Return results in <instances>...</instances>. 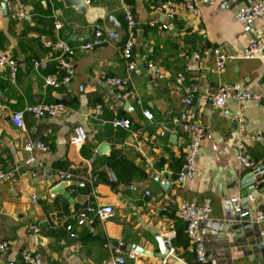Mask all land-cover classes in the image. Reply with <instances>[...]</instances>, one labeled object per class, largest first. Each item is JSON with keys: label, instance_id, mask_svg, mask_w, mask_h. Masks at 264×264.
Returning <instances> with one entry per match:
<instances>
[{"label": "crops", "instance_id": "crops-1", "mask_svg": "<svg viewBox=\"0 0 264 264\" xmlns=\"http://www.w3.org/2000/svg\"><path fill=\"white\" fill-rule=\"evenodd\" d=\"M6 1L0 0V50L11 55L19 68L12 84L6 69L0 68L4 95L0 98V165L15 174L13 182H0V241L9 243L0 264H20L23 250L37 252L43 264H103L130 251L136 257L124 264H191L194 256L175 210L180 202L193 199L210 202V215L199 224L209 260L264 264V234L255 220V209L264 210V177L248 199L242 187L248 170L237 160L232 139L234 117H242L245 150L264 163V144L249 139L250 134L264 131V103L229 99L224 110L204 98L224 83H240L253 93H264V56L234 57L218 71L212 52L220 46L237 53L264 33V15L256 19L251 32L235 18L238 9L256 0H227L223 8L218 6L221 0H190L198 16L185 9L181 0H172L177 13L170 21L157 10L165 0H129L136 20L133 57L139 72L121 89L103 80L105 75L125 74L121 49L128 29L118 0H85L115 16L125 33L118 36L112 28L116 36L111 41L78 52L70 80L58 87L44 84V78L56 77L57 70L54 52L44 48L40 39L55 37L53 24L59 20V35L80 45L92 35L86 15L62 0H19L26 15L13 20L10 14L17 5L4 8ZM162 23L168 27L162 28ZM96 24L110 28L101 19ZM34 61L40 65L36 67ZM178 76H183L182 84L176 82ZM187 84L195 86L191 118L205 125L206 132L194 177L179 183L176 177L188 136L178 118ZM127 90L132 92L128 98L118 96ZM42 101L63 103L68 113L40 118L25 113L24 130L11 123V111ZM121 117L130 120L128 128L113 125ZM77 125L86 132L79 147L70 143ZM27 136L44 140L48 149L26 151ZM101 143L108 146L105 152L97 151ZM29 157L33 161L26 164ZM108 170L115 174L112 182ZM59 171L72 173V179H58ZM61 182L71 201L52 192ZM89 202L111 205L113 213L93 216L80 227L76 214ZM238 208L249 213L241 216ZM31 224L39 227L38 233L28 229ZM67 225L72 226L73 236ZM161 240L167 247L165 258L159 257ZM132 245L136 249L126 248Z\"/></svg>", "mask_w": 264, "mask_h": 264}, {"label": "built area", "instance_id": "built-area-1", "mask_svg": "<svg viewBox=\"0 0 264 264\" xmlns=\"http://www.w3.org/2000/svg\"><path fill=\"white\" fill-rule=\"evenodd\" d=\"M90 0H87L89 2ZM121 4V10L123 17L127 24V36L124 44L122 45L121 55L125 61V74L124 75H105L103 80L117 88L121 89L127 85L133 74L139 72V67L136 60L133 57V28L136 20L132 11V7L129 4V0H118ZM182 6L190 11L194 16H198L199 11L197 6L190 0H181ZM208 3H213L214 0H207ZM227 0H221L218 4L220 8L225 7ZM6 4L11 7L16 4V8L10 14L13 20L22 19L26 13L24 7L21 6L19 0H7ZM157 10L162 13L164 18L168 21L172 20L177 13L176 2L172 0H165L157 6ZM264 15V0H256L254 3L246 5L237 10L235 14L236 21L239 22L246 32H251L255 28V21L257 18ZM54 29L56 31L55 37H42L40 39L41 45L54 52L53 59L56 63L57 76H46L44 78V84L58 87L64 83H67L71 77V71L73 68L74 57L80 51H87L102 46L104 43L111 41L116 36V31L112 28H107L102 24H96L89 39L85 40L78 46L72 45L69 41L59 35V31L62 27V23L59 20L54 21ZM162 28H167L168 23H162ZM216 69L220 71L226 62V60L234 57L254 58L257 56H264V33H258L252 40H250L240 51L237 53H228L220 46H214L212 48ZM34 65L37 67L40 65V61H34ZM0 68H5L7 71V81L12 84L16 81L18 72L17 61L8 53L0 50ZM183 76H178L176 82L178 84L183 83ZM132 92L130 90L123 91L118 94L122 99H126ZM195 96V86L187 84L184 87V94L181 98L183 109L180 112L178 121L183 128V131L187 133V142L184 147L183 161L180 169L177 173V181L179 183L185 182L188 179L194 177L197 167V156L199 154L201 143L205 136L206 126L192 120L191 109L193 107V101ZM215 108L224 109L227 100L242 101L245 99H254L257 101H263L264 93H253L248 88L242 87L240 83H224L213 93L204 95ZM137 102H140L137 99ZM3 108L2 101L0 100V111ZM225 110V109H224ZM25 113L31 114L33 117H52L58 115H64L68 113V108L60 102H39L36 104H29L22 109L14 110L9 113V119L11 123L19 129H25ZM143 114L150 117L148 111L143 110ZM227 112L223 111V115ZM236 128L232 134L233 144L236 149V158L239 163L244 166L250 174L249 180L255 181V184L260 183L264 177V163L257 162L251 158L245 150L246 145V125L242 117L235 116ZM130 120L128 118H118L113 121V125L128 128L130 126ZM49 132V131H48ZM249 139L252 141L260 142L264 144V131H257L250 134ZM86 140V132L82 126H75L70 137V143L79 147ZM23 147L26 151L32 152L35 149L46 151L48 149L47 144L41 139H32L25 137ZM33 161L32 157L25 160L26 164H30ZM108 179L110 182L115 180V174L108 170ZM72 173L68 171H59L57 178L60 180L72 179ZM15 180V174L13 170H4L0 165V182ZM149 194V192H146ZM251 198V197H250ZM255 220L262 226V233L264 234V210L255 209ZM241 216H246L249 212L246 208H238ZM211 212V206L208 199L202 203L197 202L195 199L189 201H182L179 203L175 210V217L182 221L184 225L185 234L188 237L189 250L193 253L194 260L191 264H216L209 260L205 251L202 238L199 232V224L203 220L207 219ZM113 213V207L111 205H95L93 202L86 204L84 208L79 210L76 214L75 220L78 226H85L92 221L93 216L104 217ZM28 229L34 233L39 232V227L35 224H31ZM66 229L71 231L70 235L73 236L72 226L67 225ZM173 231L171 235H173ZM9 243L7 241H0V261L3 255L8 251ZM136 257L134 251H130L124 255H115L109 257L103 264H124L127 260H133ZM20 264H43L41 256L34 251L23 250L21 252ZM7 264H13L9 262Z\"/></svg>", "mask_w": 264, "mask_h": 264}, {"label": "water", "instance_id": "water-1", "mask_svg": "<svg viewBox=\"0 0 264 264\" xmlns=\"http://www.w3.org/2000/svg\"><path fill=\"white\" fill-rule=\"evenodd\" d=\"M62 1L66 6H71L77 12L86 15L87 22L91 24L90 25L91 33L93 32L95 28V21L99 19H101L110 28H114L117 31L118 36H122L125 33V30L123 29V27L121 26L117 18L110 13H106L100 7H92L85 0H62ZM2 7L6 8L5 2L3 3ZM0 98L4 99V95L1 90H0ZM107 149H108L107 144L101 143L97 151L105 152ZM249 177H250V174L248 173L244 178L245 183L242 186L246 189V192L248 193V199H250V197L251 198L254 197L253 191L255 190V186H256L255 181L249 180ZM259 184L260 183H258L257 185ZM65 187H66L65 183L61 182L52 188V192H58L62 194L65 198H67L69 201H71L72 199L70 197V194L67 190H65ZM118 246L120 247V249H124V246L122 243H120ZM126 248L136 249V246L132 245L130 247L127 246ZM160 248H161V252L159 254V257L165 258L167 255V247L165 246V243L163 242V240L160 241ZM137 250L139 252H142V249H137Z\"/></svg>", "mask_w": 264, "mask_h": 264}]
</instances>
